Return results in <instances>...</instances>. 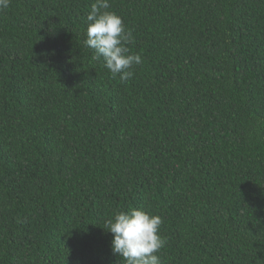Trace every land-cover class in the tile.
Wrapping results in <instances>:
<instances>
[{"label": "trees", "instance_id": "trees-1", "mask_svg": "<svg viewBox=\"0 0 264 264\" xmlns=\"http://www.w3.org/2000/svg\"><path fill=\"white\" fill-rule=\"evenodd\" d=\"M94 2L0 11V264H124L130 209L160 264H264V0H110L124 83L84 46Z\"/></svg>", "mask_w": 264, "mask_h": 264}, {"label": "clouds", "instance_id": "clouds-1", "mask_svg": "<svg viewBox=\"0 0 264 264\" xmlns=\"http://www.w3.org/2000/svg\"><path fill=\"white\" fill-rule=\"evenodd\" d=\"M10 0H0V11L6 10ZM110 0H95L86 17L84 46L93 52V60L104 63L113 78L124 83L130 80L133 67L142 64L140 54L130 53L127 45L134 42L131 30L125 28L120 16L110 8ZM163 221L140 209L117 212L106 221L112 234L111 250L124 264H160L157 253L166 240L159 234Z\"/></svg>", "mask_w": 264, "mask_h": 264}]
</instances>
